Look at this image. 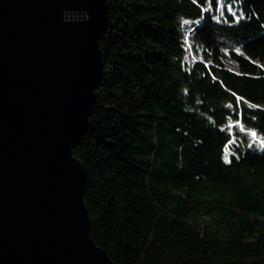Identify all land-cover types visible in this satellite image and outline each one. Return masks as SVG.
<instances>
[{"label":"trees","instance_id":"trees-1","mask_svg":"<svg viewBox=\"0 0 264 264\" xmlns=\"http://www.w3.org/2000/svg\"><path fill=\"white\" fill-rule=\"evenodd\" d=\"M222 2L223 6L219 8ZM89 237L116 264H264V0H106Z\"/></svg>","mask_w":264,"mask_h":264},{"label":"water","instance_id":"water-1","mask_svg":"<svg viewBox=\"0 0 264 264\" xmlns=\"http://www.w3.org/2000/svg\"><path fill=\"white\" fill-rule=\"evenodd\" d=\"M106 0H0V264H116L89 237L86 131Z\"/></svg>","mask_w":264,"mask_h":264},{"label":"rangeland","instance_id":"rangeland-1","mask_svg":"<svg viewBox=\"0 0 264 264\" xmlns=\"http://www.w3.org/2000/svg\"><path fill=\"white\" fill-rule=\"evenodd\" d=\"M219 4V8H221V6H223L222 2L218 3ZM243 132H247L248 133V139L247 142L253 146H256L257 149H259L261 151V149L264 148V137L256 134L254 131H249L247 129V131H245L244 129H242Z\"/></svg>","mask_w":264,"mask_h":264}]
</instances>
